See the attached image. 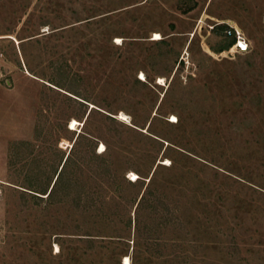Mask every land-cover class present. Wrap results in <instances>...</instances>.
Wrapping results in <instances>:
<instances>
[{
    "label": "rangeland",
    "instance_id": "obj_1",
    "mask_svg": "<svg viewBox=\"0 0 264 264\" xmlns=\"http://www.w3.org/2000/svg\"><path fill=\"white\" fill-rule=\"evenodd\" d=\"M193 1L0 0V264H264V0Z\"/></svg>",
    "mask_w": 264,
    "mask_h": 264
},
{
    "label": "trees",
    "instance_id": "obj_2",
    "mask_svg": "<svg viewBox=\"0 0 264 264\" xmlns=\"http://www.w3.org/2000/svg\"><path fill=\"white\" fill-rule=\"evenodd\" d=\"M192 2H193V5L191 6V8L189 10H191L193 7H195L197 5V3L195 1L192 0ZM227 28H228L227 24H224V23L218 24L215 26L216 33L219 34L222 37V39L220 40L219 44L216 47L211 48L213 52L221 53L223 51H226L234 43V38L227 36L225 33ZM19 145L24 147V146L30 145V143L29 142H20ZM69 161H70L69 156H67L65 158V160L63 161V163L61 164L60 169L56 170L54 181L52 180V182L47 184V186L44 189L37 188V187L33 186L32 184H26L28 187H23V188H25L29 191H32V192H36V193L45 195V198H47L48 200H51L53 198L54 194L57 193V191L59 190V187L65 178V174L67 173V168L69 166ZM32 195L37 199H44L43 197L37 196L35 194H32Z\"/></svg>",
    "mask_w": 264,
    "mask_h": 264
},
{
    "label": "built area",
    "instance_id": "obj_3",
    "mask_svg": "<svg viewBox=\"0 0 264 264\" xmlns=\"http://www.w3.org/2000/svg\"><path fill=\"white\" fill-rule=\"evenodd\" d=\"M226 23L228 28L226 29L225 33L227 36L234 38V43L225 52L247 53L249 51V42L244 36V33L242 32L241 28L233 22Z\"/></svg>",
    "mask_w": 264,
    "mask_h": 264
},
{
    "label": "bare ground",
    "instance_id": "obj_4",
    "mask_svg": "<svg viewBox=\"0 0 264 264\" xmlns=\"http://www.w3.org/2000/svg\"><path fill=\"white\" fill-rule=\"evenodd\" d=\"M156 39H157V37H156ZM141 79H142V78H141ZM76 124H77L76 120H73L72 123H71V127H70V129H73V128L76 126ZM102 146H103V145H102ZM131 175L134 176L133 173H132Z\"/></svg>",
    "mask_w": 264,
    "mask_h": 264
},
{
    "label": "snow or ice",
    "instance_id": "obj_5",
    "mask_svg": "<svg viewBox=\"0 0 264 264\" xmlns=\"http://www.w3.org/2000/svg\"><path fill=\"white\" fill-rule=\"evenodd\" d=\"M243 46V45H242Z\"/></svg>",
    "mask_w": 264,
    "mask_h": 264
}]
</instances>
